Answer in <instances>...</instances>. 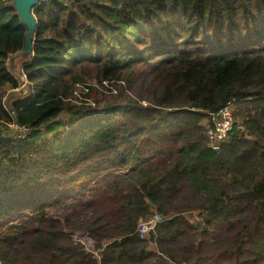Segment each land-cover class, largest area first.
Returning <instances> with one entry per match:
<instances>
[{"label": "trees", "instance_id": "16d2710c", "mask_svg": "<svg viewBox=\"0 0 264 264\" xmlns=\"http://www.w3.org/2000/svg\"><path fill=\"white\" fill-rule=\"evenodd\" d=\"M34 12L29 91L7 109L26 27L0 0V264H264V0ZM228 102L239 116L216 150L202 121Z\"/></svg>", "mask_w": 264, "mask_h": 264}, {"label": "built area", "instance_id": "2783aa9c", "mask_svg": "<svg viewBox=\"0 0 264 264\" xmlns=\"http://www.w3.org/2000/svg\"><path fill=\"white\" fill-rule=\"evenodd\" d=\"M6 3H12V0H3ZM52 0H39V5L49 4ZM38 5V6H39ZM20 89V88H18ZM10 100L7 97L4 98V103L6 108H9ZM236 123L235 114H234V103L228 102L223 108L218 112L210 113L208 119L205 121L206 135L208 138L209 145L213 149H220L222 144H224L233 132L234 125ZM11 126H15L16 130L22 132L7 134L11 138H23V131H28L31 133V129L26 126L18 125L17 123L8 124V129ZM160 220V215L156 213L151 218L140 222L138 230L142 237H146L150 234L151 231L155 230L158 221Z\"/></svg>", "mask_w": 264, "mask_h": 264}, {"label": "water", "instance_id": "95a60500", "mask_svg": "<svg viewBox=\"0 0 264 264\" xmlns=\"http://www.w3.org/2000/svg\"><path fill=\"white\" fill-rule=\"evenodd\" d=\"M12 7L16 10L22 23L26 27V37L24 49L9 57V70L21 83L19 72H23L24 66L29 62L33 55L34 39L38 27V19L35 15V7L39 5V0H12ZM198 227L201 223H197Z\"/></svg>", "mask_w": 264, "mask_h": 264}, {"label": "rangeland", "instance_id": "374dc122", "mask_svg": "<svg viewBox=\"0 0 264 264\" xmlns=\"http://www.w3.org/2000/svg\"><path fill=\"white\" fill-rule=\"evenodd\" d=\"M70 3H71V1H70ZM9 64V59H8V61H7V65ZM8 68H9V66H8ZM9 70H11V69H9ZM12 71V70H11ZM13 74V73H12ZM19 76H21V87H20V89H16V90H10V94H9V96H6L7 97V99L8 100H11V98H13L14 96H16V95H18V94H20V93H27L28 91H29V87H28V82H27V79H26V76H25V74H24V72H22V71H20L19 73ZM82 88L81 87H79L78 88V90H77V92H78V94L79 95H81V97H83V92H82ZM100 90V92H103V89L102 88H100L99 89ZM84 92H85V90H83ZM95 97H97L96 99H98V98H101L102 97V94L101 93H97L96 95H95ZM239 112H238V108L236 107L235 108V105H234V114H235V119L237 120L238 119V116H239V114H238ZM208 119V117H206V118H204L203 119V121H202V123H203V125L205 126V121ZM240 123H242L241 121L239 122V124ZM242 127V126H241ZM18 133V132H22V131H20V130H16V128H15V126H11L10 127V129H7V133H6V131H5V133L6 134H14V133ZM24 137H28L30 134H29V132L28 131H23V134H22ZM23 137V138H24ZM51 212H55V210H51ZM191 218L194 220V221H196L197 223L198 222H200L201 223V221L199 220V217L197 216V214L196 213H194L193 214V216H191ZM75 239L76 240H78V241H80L81 243H82V245H84V247L88 250V251H90V252H94L95 254H97L98 255V251L97 250H95V245H94V241L89 237V235L85 232V231H78L76 234H75ZM146 237H148V236H146ZM151 245V247H152V249H156V245L154 244V243H151L150 244ZM183 264V263H182Z\"/></svg>", "mask_w": 264, "mask_h": 264}]
</instances>
